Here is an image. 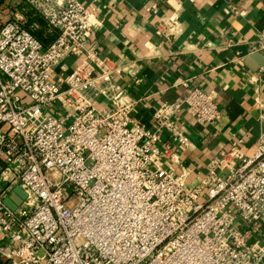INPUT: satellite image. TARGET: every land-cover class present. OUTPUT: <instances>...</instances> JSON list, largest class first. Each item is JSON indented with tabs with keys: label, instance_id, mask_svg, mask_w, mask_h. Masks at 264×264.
<instances>
[{
	"label": "built area",
	"instance_id": "1",
	"mask_svg": "<svg viewBox=\"0 0 264 264\" xmlns=\"http://www.w3.org/2000/svg\"><path fill=\"white\" fill-rule=\"evenodd\" d=\"M24 1L58 34L45 45L32 31L40 24L26 27L22 14L0 27V181L26 193L13 211L0 192V256L10 264H264V242L253 238L264 225V140L248 150L233 141L191 183L172 146L132 119L137 101L123 66L91 49L57 75L65 57L87 49L97 26L90 6ZM183 108L198 125L221 118L199 88L161 104L154 118L182 144L189 139L173 118Z\"/></svg>",
	"mask_w": 264,
	"mask_h": 264
},
{
	"label": "crops",
	"instance_id": "2",
	"mask_svg": "<svg viewBox=\"0 0 264 264\" xmlns=\"http://www.w3.org/2000/svg\"><path fill=\"white\" fill-rule=\"evenodd\" d=\"M80 1L90 6L97 26L87 49L65 57L57 75L69 74L91 49L123 66L122 84L137 101L132 119L172 146L181 164L192 169L191 183L233 141L243 140L248 150L264 140V0ZM152 4L156 9L146 11ZM193 88L214 97L221 118L198 125L183 108L173 118L189 139L182 144L160 129L154 113ZM166 166L179 170L176 163ZM4 169L0 160V177ZM9 184L0 181L7 196L13 192ZM253 238L264 242V225Z\"/></svg>",
	"mask_w": 264,
	"mask_h": 264
},
{
	"label": "rangeland",
	"instance_id": "3",
	"mask_svg": "<svg viewBox=\"0 0 264 264\" xmlns=\"http://www.w3.org/2000/svg\"><path fill=\"white\" fill-rule=\"evenodd\" d=\"M2 5L0 7V27L5 24L7 21L15 19L17 17L16 14L24 15L25 12L30 11L31 8L24 0H1ZM24 18L21 19L23 24H27V19L25 15ZM30 28V25L28 26ZM35 32H39L42 30V27L38 29H32ZM0 261L6 264H10L0 256Z\"/></svg>",
	"mask_w": 264,
	"mask_h": 264
},
{
	"label": "trees",
	"instance_id": "4",
	"mask_svg": "<svg viewBox=\"0 0 264 264\" xmlns=\"http://www.w3.org/2000/svg\"><path fill=\"white\" fill-rule=\"evenodd\" d=\"M24 15L27 19V24L25 25L26 27H28L33 21H37L40 24L42 27L41 31H32L45 45H48L56 38L58 30L54 29L52 32H48L46 21L41 14L31 9L30 11L25 12Z\"/></svg>",
	"mask_w": 264,
	"mask_h": 264
},
{
	"label": "water",
	"instance_id": "5",
	"mask_svg": "<svg viewBox=\"0 0 264 264\" xmlns=\"http://www.w3.org/2000/svg\"><path fill=\"white\" fill-rule=\"evenodd\" d=\"M256 57L260 58L262 57V54L258 53ZM25 198H26V193L21 188V186L18 185L14 188L11 195L5 198V203L10 209H12L13 211H17Z\"/></svg>",
	"mask_w": 264,
	"mask_h": 264
}]
</instances>
